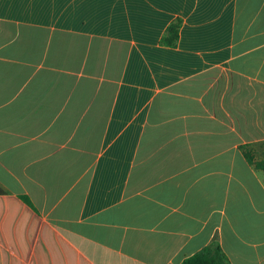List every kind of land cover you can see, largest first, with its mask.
I'll return each mask as SVG.
<instances>
[{"label":"crops","instance_id":"obj_1","mask_svg":"<svg viewBox=\"0 0 264 264\" xmlns=\"http://www.w3.org/2000/svg\"><path fill=\"white\" fill-rule=\"evenodd\" d=\"M246 144L264 0H0V264H264Z\"/></svg>","mask_w":264,"mask_h":264},{"label":"trees","instance_id":"obj_2","mask_svg":"<svg viewBox=\"0 0 264 264\" xmlns=\"http://www.w3.org/2000/svg\"><path fill=\"white\" fill-rule=\"evenodd\" d=\"M181 21H177L172 24L165 36L162 39V43L166 46L175 47L179 41L180 36ZM240 150L243 152L247 162L255 167L256 169H264V159L257 160L255 154L254 145L246 144L240 147ZM4 191L0 188V194ZM24 199L31 204L30 200L27 197ZM182 264H229L227 256L223 252L222 247L216 241L212 242L207 247H204L195 255L185 259Z\"/></svg>","mask_w":264,"mask_h":264},{"label":"rangeland","instance_id":"obj_3","mask_svg":"<svg viewBox=\"0 0 264 264\" xmlns=\"http://www.w3.org/2000/svg\"><path fill=\"white\" fill-rule=\"evenodd\" d=\"M258 150H259L260 153H262V151H264L263 147L261 149H258Z\"/></svg>","mask_w":264,"mask_h":264}]
</instances>
